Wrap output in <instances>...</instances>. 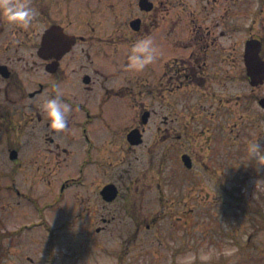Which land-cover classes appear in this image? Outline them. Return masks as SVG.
<instances>
[{
  "label": "flooded vegetation",
  "instance_id": "af4514ba",
  "mask_svg": "<svg viewBox=\"0 0 264 264\" xmlns=\"http://www.w3.org/2000/svg\"><path fill=\"white\" fill-rule=\"evenodd\" d=\"M19 3L33 11L28 24L6 10ZM171 8L172 0H0V227L12 206L25 219L0 238L42 226L51 247L46 217L58 204L103 230L117 220L150 231L203 182L215 185L217 168L230 173L211 123L230 111L212 113L191 96L199 90L206 101L233 78L250 85L251 59L264 70V0ZM145 36L158 54L138 71L129 55ZM263 85L264 77L250 86ZM58 93L72 105L62 130L42 107Z\"/></svg>",
  "mask_w": 264,
  "mask_h": 264
},
{
  "label": "rangeland",
  "instance_id": "374dc122",
  "mask_svg": "<svg viewBox=\"0 0 264 264\" xmlns=\"http://www.w3.org/2000/svg\"><path fill=\"white\" fill-rule=\"evenodd\" d=\"M172 5L174 15L177 0H172ZM226 87L224 91L216 89V96L206 101L199 90H193L191 98L206 106L212 104V113L230 111L226 122L218 118L211 121L217 159L224 162L229 153L230 173L224 165L217 168L219 176L208 180L209 185L212 181L215 185L203 182L185 198L183 206L175 202V209L168 207L175 212L173 218L150 231L144 227L135 230L132 222L117 220L103 230L105 224L100 220L87 216L81 220L75 206L67 209L58 204L46 217L54 232L53 245L47 246L42 226L25 231L19 238H0V264H47L48 260L52 264H179V258L189 252L197 253L195 264H264V161H258L248 148L258 141L264 151V109L258 105L264 97V85L253 89L243 79L233 78ZM241 94H245L244 105ZM219 98L227 102L220 105ZM175 99L170 101L180 103ZM176 195L173 192L174 200ZM21 210L16 206L7 210L0 232L10 233L25 221ZM98 228L102 231L97 232ZM213 246L217 254L209 261H200L199 251ZM225 246H234L237 251L225 255Z\"/></svg>",
  "mask_w": 264,
  "mask_h": 264
},
{
  "label": "clouds",
  "instance_id": "9594fccd",
  "mask_svg": "<svg viewBox=\"0 0 264 264\" xmlns=\"http://www.w3.org/2000/svg\"><path fill=\"white\" fill-rule=\"evenodd\" d=\"M6 10L14 19L22 21L25 24L31 22L33 11L24 3L6 5ZM230 43V41H228ZM157 47L151 36H145L133 45L129 55V67L142 71L148 64L157 58ZM59 87V86H57ZM44 111L49 118L50 127L55 130L65 129L67 125L68 114L72 110V105L61 98V94L47 98L43 105ZM249 152L258 161H264V151L258 141H253L248 146ZM237 249L225 246L223 254L232 255ZM217 254L215 247L202 248L198 253L200 261H209ZM197 253L189 252L179 258V264H195Z\"/></svg>",
  "mask_w": 264,
  "mask_h": 264
},
{
  "label": "water",
  "instance_id": "95a60500",
  "mask_svg": "<svg viewBox=\"0 0 264 264\" xmlns=\"http://www.w3.org/2000/svg\"><path fill=\"white\" fill-rule=\"evenodd\" d=\"M261 64L258 60H249L248 61V71L250 76V84L257 86L260 82V78L264 77V70H260ZM258 76V77H257ZM263 80V79H262ZM259 103L264 106V98H262Z\"/></svg>",
  "mask_w": 264,
  "mask_h": 264
}]
</instances>
